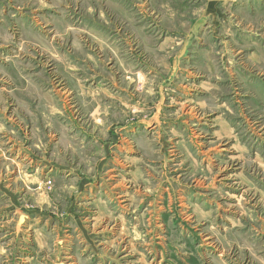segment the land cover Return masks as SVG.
I'll list each match as a JSON object with an SVG mask.
<instances>
[{
    "label": "rangeland",
    "instance_id": "374dc122",
    "mask_svg": "<svg viewBox=\"0 0 264 264\" xmlns=\"http://www.w3.org/2000/svg\"><path fill=\"white\" fill-rule=\"evenodd\" d=\"M176 2L0 0V264H264V75L180 69Z\"/></svg>",
    "mask_w": 264,
    "mask_h": 264
},
{
    "label": "crops",
    "instance_id": "0c3cea01",
    "mask_svg": "<svg viewBox=\"0 0 264 264\" xmlns=\"http://www.w3.org/2000/svg\"><path fill=\"white\" fill-rule=\"evenodd\" d=\"M166 3L162 1L160 8H157L162 14L172 8L171 2ZM173 6L171 33L179 35L180 38L175 37L177 42L167 38L168 40L161 43L174 52L178 51L176 59L180 69L182 68L180 66L184 67V65L179 61L187 59L188 62L184 64L188 65L186 67L189 69V75L194 79H202L205 74L217 75L218 71L217 76H222L220 74L223 70L229 73V67L233 62L230 60L237 58L243 51L242 48L252 46L247 60L249 63L244 64V67L239 66L240 74H237L236 80H249L246 72L254 67L258 69V76L264 75V52L258 49L260 45L264 46V0H177ZM177 14L178 18L175 17ZM222 20L226 21V26L222 24ZM232 44L239 50L235 57L230 53ZM219 55L220 63L217 62ZM242 58L244 57L237 59L242 60ZM140 65L142 66L143 63ZM137 76L139 79L146 77L143 72L138 73Z\"/></svg>",
    "mask_w": 264,
    "mask_h": 264
}]
</instances>
